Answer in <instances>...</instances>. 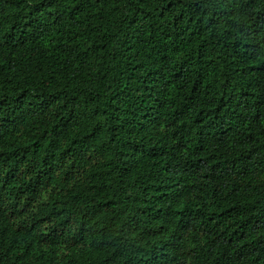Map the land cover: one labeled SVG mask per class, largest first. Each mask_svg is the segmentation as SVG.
<instances>
[{
    "label": "trees",
    "instance_id": "obj_1",
    "mask_svg": "<svg viewBox=\"0 0 264 264\" xmlns=\"http://www.w3.org/2000/svg\"><path fill=\"white\" fill-rule=\"evenodd\" d=\"M0 264H264V0H0Z\"/></svg>",
    "mask_w": 264,
    "mask_h": 264
}]
</instances>
